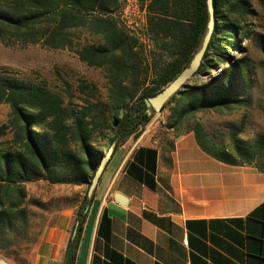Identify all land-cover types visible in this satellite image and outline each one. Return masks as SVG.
Segmentation results:
<instances>
[{"label":"trees","instance_id":"trees-1","mask_svg":"<svg viewBox=\"0 0 264 264\" xmlns=\"http://www.w3.org/2000/svg\"><path fill=\"white\" fill-rule=\"evenodd\" d=\"M214 1L217 23L193 80L206 78L177 92L164 105L163 110L169 111L168 128L193 132L200 148L221 163L256 165L264 173L256 161L261 144L247 145L232 136V150L227 152L200 125L184 124L204 111L221 112L246 104L241 62L227 55L244 38L233 13L246 14L247 5L242 0ZM138 2L146 11L147 32L162 51L151 68L147 64L141 80L135 42L106 19L115 11L117 0L0 1V42L4 43L64 49L71 44L67 30L90 23L102 42L83 47L77 55L88 67L104 69L109 83L105 103L94 100L89 85H80L81 105L72 108L44 87L0 79V104L10 110L8 125L0 126V138L8 130L11 135L0 144V253L7 256L10 234L25 223L26 185L45 182L88 189L110 146L114 143L112 157L121 142L137 138L155 116L144 98L156 96L173 82L200 49L209 21L206 0ZM102 130L108 133L107 141L95 137ZM86 194L87 190L78 205V225L67 244L64 264L75 262L84 212L93 198Z\"/></svg>","mask_w":264,"mask_h":264},{"label":"crops","instance_id":"crops-1","mask_svg":"<svg viewBox=\"0 0 264 264\" xmlns=\"http://www.w3.org/2000/svg\"><path fill=\"white\" fill-rule=\"evenodd\" d=\"M122 148L85 209L74 264H264V173L210 157L187 130ZM77 209L58 212L28 264H64Z\"/></svg>","mask_w":264,"mask_h":264},{"label":"rangeland","instance_id":"rangeland-1","mask_svg":"<svg viewBox=\"0 0 264 264\" xmlns=\"http://www.w3.org/2000/svg\"><path fill=\"white\" fill-rule=\"evenodd\" d=\"M242 1L247 5V13L234 12L233 16L237 19L244 38L238 41L235 49L228 51L227 56L241 62L240 67L245 77L243 99L246 104L238 109L221 112L204 111L184 124L200 125L208 137L227 152L232 150V136L247 145L261 144V156L256 161L264 168V0ZM106 19H110L135 42L141 62L138 80H141L147 64L151 68L154 57L157 58L162 53L147 32L146 11L138 0H117L115 11ZM89 25L90 23L85 27L67 30L71 44L64 49H50L41 44L22 46L0 42V79L44 87L60 95L65 105L71 104L72 108L81 105L78 87L89 85L94 91V100L105 103L109 87L106 71L88 67L77 55L83 47L98 46L102 42L100 34ZM205 78L195 82L192 80L189 86L201 83ZM168 115V110H163L160 115L155 114L137 138H129L121 142L119 147H123V151L129 149L146 131L170 135ZM9 117V107L0 104V126L8 125ZM107 136V131L102 130L95 137L100 141H107ZM10 138L8 130L0 138V144L4 145ZM252 166L256 168V165ZM86 190V186H59L45 182L27 184L23 205L25 223L17 228V232L10 234L8 254L6 256L0 253V260L8 264H28L43 229L53 223L58 212L78 206Z\"/></svg>","mask_w":264,"mask_h":264},{"label":"water","instance_id":"water-1","mask_svg":"<svg viewBox=\"0 0 264 264\" xmlns=\"http://www.w3.org/2000/svg\"><path fill=\"white\" fill-rule=\"evenodd\" d=\"M207 11L209 15V21L207 24L206 34L200 46V49L195 54L193 59L191 60L189 66L185 68L178 77L171 82L166 88H164L159 94L151 98H144V103L148 109H152L155 114L160 115L163 111L164 105L169 101V99L175 95L177 92L185 89L189 83L193 80L194 75L197 73L201 61L204 57V54L207 50L208 44L210 42L211 36L213 34L214 28L217 23V13H216V5L214 0H206ZM148 114L150 112L148 111ZM114 150V143L110 146L109 151L106 153V156L101 160L98 165L93 178L89 184L87 189V197L91 198L93 195L99 180L108 164L111 155ZM0 264H8L3 260H0Z\"/></svg>","mask_w":264,"mask_h":264},{"label":"built area","instance_id":"built-area-1","mask_svg":"<svg viewBox=\"0 0 264 264\" xmlns=\"http://www.w3.org/2000/svg\"><path fill=\"white\" fill-rule=\"evenodd\" d=\"M182 245H183L184 247H186V246H187V241H184V242L182 243Z\"/></svg>","mask_w":264,"mask_h":264}]
</instances>
